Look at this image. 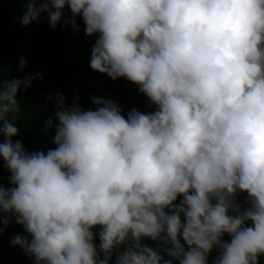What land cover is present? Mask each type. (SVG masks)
<instances>
[{
	"label": "clouds",
	"instance_id": "9594fccd",
	"mask_svg": "<svg viewBox=\"0 0 264 264\" xmlns=\"http://www.w3.org/2000/svg\"><path fill=\"white\" fill-rule=\"evenodd\" d=\"M25 8V27L46 13L55 29L68 8L78 31L82 17L85 35L97 36L90 68L138 85L154 110L125 117L111 99L92 97L97 107L85 110L61 95L56 147L28 152L13 142L19 129L8 114L21 87L42 76L0 87V157L11 184L0 186V219L27 233L11 245L35 264H109L113 254L114 264H208L213 250V264H259L264 0H28Z\"/></svg>",
	"mask_w": 264,
	"mask_h": 264
},
{
	"label": "trees",
	"instance_id": "16d2710c",
	"mask_svg": "<svg viewBox=\"0 0 264 264\" xmlns=\"http://www.w3.org/2000/svg\"><path fill=\"white\" fill-rule=\"evenodd\" d=\"M28 0H0V87L8 80L23 79L26 76L40 74L42 78L33 79L29 86L21 87L17 93V104L14 111L8 114L18 127V135L13 142H22L26 151L47 152L56 145L53 142L55 125L58 123L56 112L60 110L59 96L65 98V106L71 107L74 103L85 110H95L92 97L100 96L111 99L122 109V114L132 109L144 113L154 110L148 97L139 92L138 85L125 78L113 80L106 74L92 70L89 66L91 50L97 36L85 35V25L82 17H75L79 30L73 29L70 21V9H64V19L55 29L47 21L44 13L38 20L28 26H23L19 19L26 10ZM37 4L41 0H36ZM65 21H69L65 25ZM26 62L23 71L20 70V60ZM52 97V99H49ZM51 120L49 127L47 121ZM4 137L0 135V142ZM10 172L6 168L3 158L0 157V186L11 187ZM247 193H239L236 202L242 209L250 205L246 201ZM179 197L176 203H179ZM7 214L0 212V218ZM96 233L94 243L99 248L100 228L93 229ZM17 235L26 236L23 226L12 218L7 226L0 219V264H35L19 246H12L11 241ZM231 237L225 234L224 240L230 242ZM181 242L183 240L181 238ZM143 244L161 251L165 259H169L163 252L164 245L145 238ZM187 248V245H185ZM125 246L119 249L123 251ZM217 251L208 255V264H213ZM102 258V254H101ZM115 254L109 264H114ZM173 264H178L174 260ZM259 264H264V255L259 258Z\"/></svg>",
	"mask_w": 264,
	"mask_h": 264
}]
</instances>
